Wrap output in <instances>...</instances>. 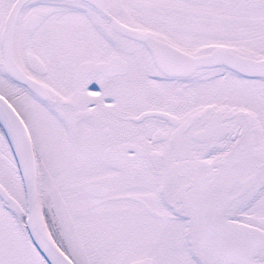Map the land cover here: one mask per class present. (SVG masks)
<instances>
[{"label":"snow or ice","instance_id":"1","mask_svg":"<svg viewBox=\"0 0 264 264\" xmlns=\"http://www.w3.org/2000/svg\"><path fill=\"white\" fill-rule=\"evenodd\" d=\"M0 264H264V0H0Z\"/></svg>","mask_w":264,"mask_h":264}]
</instances>
